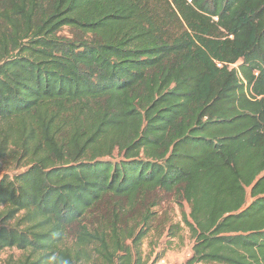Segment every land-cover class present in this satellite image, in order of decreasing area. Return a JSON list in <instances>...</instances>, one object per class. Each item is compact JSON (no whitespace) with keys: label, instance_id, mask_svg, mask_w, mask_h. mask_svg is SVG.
Wrapping results in <instances>:
<instances>
[{"label":"trees","instance_id":"trees-1","mask_svg":"<svg viewBox=\"0 0 264 264\" xmlns=\"http://www.w3.org/2000/svg\"><path fill=\"white\" fill-rule=\"evenodd\" d=\"M6 157L7 264H264V0H0Z\"/></svg>","mask_w":264,"mask_h":264},{"label":"rangeland","instance_id":"rangeland-1","mask_svg":"<svg viewBox=\"0 0 264 264\" xmlns=\"http://www.w3.org/2000/svg\"><path fill=\"white\" fill-rule=\"evenodd\" d=\"M67 30H65L64 33H66ZM20 164V163H19ZM23 170L18 168V166L12 162L9 158H2L0 159V176L6 174V175H13L16 172ZM167 205V206H166ZM165 207L168 209L172 206L175 207V211L177 214L178 220H180V210L177 207L174 199H169L166 202ZM17 218L11 222V224H14L16 222ZM192 245L193 240L192 237L188 231V229H185L183 231V234L181 238L176 239L172 246L164 252V245L161 244L160 241H155V239H146L143 249L146 258L149 260L147 264H185L186 260L191 256L192 254ZM164 257L162 259H158L160 255H163ZM21 256V252L18 251L16 248H6L4 250L0 251V264H7L8 260L13 257L14 259H17Z\"/></svg>","mask_w":264,"mask_h":264}]
</instances>
